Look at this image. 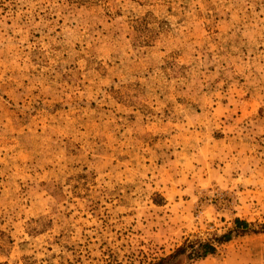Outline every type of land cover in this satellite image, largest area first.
Instances as JSON below:
<instances>
[{
	"label": "rangeland",
	"instance_id": "obj_1",
	"mask_svg": "<svg viewBox=\"0 0 264 264\" xmlns=\"http://www.w3.org/2000/svg\"><path fill=\"white\" fill-rule=\"evenodd\" d=\"M264 264V0H0V264Z\"/></svg>",
	"mask_w": 264,
	"mask_h": 264
},
{
	"label": "trees",
	"instance_id": "obj_2",
	"mask_svg": "<svg viewBox=\"0 0 264 264\" xmlns=\"http://www.w3.org/2000/svg\"><path fill=\"white\" fill-rule=\"evenodd\" d=\"M233 229L221 235H213L211 238L185 239L171 253L160 256L148 264H189L190 262L203 259L208 255L215 254L218 245L229 242L234 235H243L250 231L247 220L236 218ZM264 229V224L262 225ZM264 231V230H263Z\"/></svg>",
	"mask_w": 264,
	"mask_h": 264
}]
</instances>
